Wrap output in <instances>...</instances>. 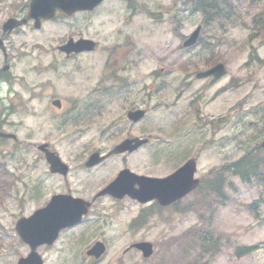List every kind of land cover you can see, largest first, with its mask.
I'll return each mask as SVG.
<instances>
[{
  "label": "rangeland",
  "instance_id": "1",
  "mask_svg": "<svg viewBox=\"0 0 264 264\" xmlns=\"http://www.w3.org/2000/svg\"><path fill=\"white\" fill-rule=\"evenodd\" d=\"M23 1L4 0L0 3V23ZM183 1L151 0L155 6L172 8L164 9L166 13L160 24L151 25L154 22L148 17L135 22L120 5L112 4L116 11L99 12L88 31H84L85 26H79L82 35L100 41L121 38L126 33L136 39L143 50V90L138 86L128 88L124 92L126 100L122 96L121 100L106 102L100 113H95V103L90 104L93 118L83 131L78 130L82 125L69 124L56 129L61 114L50 105L49 97L86 96L93 83L82 80L78 74L67 79L61 70L68 62H63L59 54L57 62L62 65L57 73L52 70L37 72L32 61L13 59L10 83L0 82V118L3 119V129L16 133L22 144L0 140V169L4 170L0 176L4 180H13V183L0 184L3 188L0 189V264H17V260L29 252L28 245L15 232L17 219L44 205L52 193L65 191L68 184L74 194L91 199L104 184L100 178L103 173L119 167L106 166L95 177L93 171L86 174L83 170V157L92 150L109 149L128 134H142L151 139L136 154L121 159L123 163L144 174L164 176L187 157L198 156L196 176L212 179L217 171L222 197L207 191L208 196L202 201L201 192H193L177 207H164L160 211L151 205L140 206L130 198L92 200L94 211L81 227L88 226L91 231L86 229L76 236V228H71L63 232L53 245L39 246L37 251L44 264H264V245L241 256L235 251L238 245L264 241V188L255 180L247 184L221 169L210 171L234 162L264 137V65L244 64L251 44L258 48L260 56L264 55V45L259 38L248 40L247 27L251 24V15L261 10L264 0H241V16L246 27L235 24V18L223 22V25L220 22L202 25V40L206 44H199L191 50L178 48V37H171L170 33L171 25L175 23L172 16L177 17L181 33H189L197 24H202L201 15H191ZM11 4L13 8H5ZM233 5L235 9V0ZM46 32L45 27L43 34ZM59 33L52 31L49 38H58ZM21 35L12 36L15 48L19 47ZM217 60L227 67L225 77L212 85L208 78H195L196 71L206 69ZM92 61L95 62L93 66L87 60L79 64L87 66L81 67L84 75L92 76L95 83L99 60ZM161 66L163 71L159 68ZM86 70L95 71L96 75ZM158 70L159 75L154 73ZM50 85L53 91L42 94ZM190 101H194L191 107ZM131 106L147 111L138 124L124 121ZM218 118L225 120L218 122ZM40 142L53 146L69 165L67 181L50 175L45 160L36 151L35 145ZM114 161L116 157L110 160L111 163ZM76 178L82 179L79 185H74L73 179ZM254 201L257 203L255 213H252L247 206ZM146 208L153 209L150 221L131 228L134 216ZM193 229L210 230V235L218 241L200 247L192 241L191 234H185ZM165 236L174 239L164 247L161 239ZM96 239L107 245L106 252L99 259L85 254ZM140 240L155 245L154 255L148 260L135 249L123 253L129 244ZM164 251L166 256H163Z\"/></svg>",
  "mask_w": 264,
  "mask_h": 264
},
{
  "label": "water",
  "instance_id": "2",
  "mask_svg": "<svg viewBox=\"0 0 264 264\" xmlns=\"http://www.w3.org/2000/svg\"><path fill=\"white\" fill-rule=\"evenodd\" d=\"M53 5L59 6L62 10L65 8L77 9L90 7V0H33L31 3V7L37 9L43 6L52 8ZM13 25L14 23L8 24L7 27L11 28ZM198 32L199 28H197L189 36V38L185 40L184 45H191L194 43ZM91 47L92 43L87 40H79L74 43V49L76 51L90 49ZM224 73V66L222 64H217L213 68L198 74V76L211 74L214 76V79H216ZM142 114L143 111L129 112L128 117L138 119L142 116ZM0 136L14 137L13 134L3 132H0ZM144 142H146V139H126L117 145L112 152H121L124 150L131 151ZM261 145L264 148V141ZM43 147L44 146H41V148ZM46 157L50 163L51 172L58 171L66 173L67 167L53 152L46 151ZM99 159L101 158L97 157V154H93L87 162V165L90 166ZM194 171L195 161L194 159H190L178 170L167 177L153 178L139 176L137 178L140 185L139 189H131V181L128 179L130 175L127 174V170H124L120 172L116 180L109 184L103 191L100 192V194L111 193L120 197L127 193L143 202L157 198L161 204L166 205L185 195L197 186L198 179H193ZM88 206L89 203H85L83 200L78 198H73L69 194H58L52 197L51 201L45 208L35 211L34 214L28 218L21 217L16 223V230L21 239L30 244L32 251L26 258H21L18 263L41 264L39 255H37L34 251L36 246L42 243L51 244L57 237L61 228L71 226L81 220V216L88 212ZM133 246L141 249L144 256H149L152 253V244L149 242H139L133 244ZM104 249V244L97 241L87 251V254L99 257L103 253Z\"/></svg>",
  "mask_w": 264,
  "mask_h": 264
},
{
  "label": "trees",
  "instance_id": "3",
  "mask_svg": "<svg viewBox=\"0 0 264 264\" xmlns=\"http://www.w3.org/2000/svg\"><path fill=\"white\" fill-rule=\"evenodd\" d=\"M188 3L190 4L191 11L201 13L203 22L207 25H210L214 21L220 22L223 25V22L230 21L235 17V24L241 23L244 27L247 26L244 20H242L241 9L243 6L240 0H235V12L231 0H189ZM261 4V10L251 15V24L247 27L249 28L248 40L252 41L259 38L260 43L264 44V2ZM250 48L247 64H264V56L261 57L259 55L257 47L251 44ZM251 148V150H248L234 163L225 164L223 167L231 170L235 168V175L240 176L244 180L250 181L252 176L260 181H264V153L259 155L261 151H259L258 144ZM146 215H143L145 222L147 221ZM188 233L192 234V239L198 242L201 247L207 242L213 241L207 229H193L185 232V234ZM216 241H218V238H216ZM254 248L256 249V246H244L239 249V253H246Z\"/></svg>",
  "mask_w": 264,
  "mask_h": 264
},
{
  "label": "flooded vegetation",
  "instance_id": "4",
  "mask_svg": "<svg viewBox=\"0 0 264 264\" xmlns=\"http://www.w3.org/2000/svg\"><path fill=\"white\" fill-rule=\"evenodd\" d=\"M116 2H123L126 6L127 9H130L131 11H135V9L137 8L138 4H141L143 2V0H114ZM8 6H5V8H7ZM92 11V10H91ZM89 11V12H91ZM94 11H92L91 13H93ZM84 13V11H83ZM17 13L13 14V15H16ZM77 14V13H76ZM75 15V14H73ZM70 16L68 18H72V21L71 23L70 22H67V23H61V26H62V30L63 32L67 29H69L70 25L72 24V26H75V24L77 23V21L80 19V18H75V16ZM61 20H67V18H64V17H61ZM90 20V18H89ZM2 23V22H1ZM1 23H0V37L5 45V51L3 49L0 48V56L2 58V61L5 63V59L7 57V60H9L10 56H11V51L12 49L10 47H13V45L11 44L12 43V40H11V35H12V32H7V31H3L2 30V27H1ZM66 38L63 40V38H61L60 41H63V42H59L58 44H55L54 47H55V51L58 52L61 56L62 59H65L67 58L68 61H73V62H77L80 58H83L84 56H86L88 53L90 52H82V53H70L69 55H65L64 53L61 52V50H59V46H61V44L65 43L69 38L71 37H74L76 36V32L75 30H71L69 29L67 32H66ZM48 40H46L47 42ZM53 40H50V42H52ZM22 49V48H20ZM96 52L98 53H106L109 57V58H113V59H108V60H114L116 62L119 61V59H123L125 58L127 55H135L137 56L138 55V50L137 48H133L132 46H128L126 45L124 42L123 44L117 46V45H113L111 47H108V48H100V47H96L95 49ZM94 52V51H93ZM113 52L114 54H116L117 56H113L111 55L110 53ZM124 54V55H123ZM120 55H122L123 57H120ZM5 57V59H4ZM6 60V61H7ZM7 64V62H6ZM104 75L106 76V78H111L112 75L114 74L115 76L117 75V72H114V71H106V72H103ZM5 77V73L3 71H0V82H1V79H3ZM116 84V83H115ZM90 107H88V112H87V115L84 116L82 118V121L83 123H87L91 120V112L89 111ZM92 169H95L94 168H91L90 170ZM57 175V174H55ZM59 176V175H57ZM76 184V183H75ZM67 192L71 191L70 190V187H67ZM93 200H95V198H93Z\"/></svg>",
  "mask_w": 264,
  "mask_h": 264
}]
</instances>
